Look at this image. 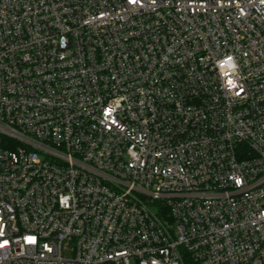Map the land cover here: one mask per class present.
Segmentation results:
<instances>
[{"label":"built area","instance_id":"built-area-1","mask_svg":"<svg viewBox=\"0 0 264 264\" xmlns=\"http://www.w3.org/2000/svg\"><path fill=\"white\" fill-rule=\"evenodd\" d=\"M0 264H264V0H0Z\"/></svg>","mask_w":264,"mask_h":264}]
</instances>
